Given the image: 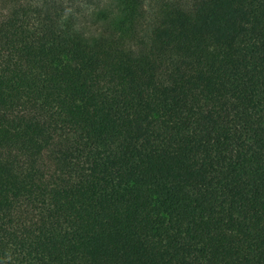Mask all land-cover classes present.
I'll return each instance as SVG.
<instances>
[{"label": "trees", "instance_id": "obj_1", "mask_svg": "<svg viewBox=\"0 0 264 264\" xmlns=\"http://www.w3.org/2000/svg\"><path fill=\"white\" fill-rule=\"evenodd\" d=\"M0 264H264V0H0Z\"/></svg>", "mask_w": 264, "mask_h": 264}]
</instances>
